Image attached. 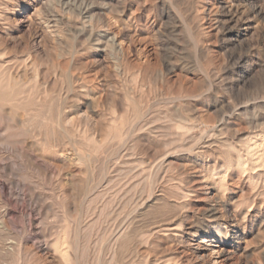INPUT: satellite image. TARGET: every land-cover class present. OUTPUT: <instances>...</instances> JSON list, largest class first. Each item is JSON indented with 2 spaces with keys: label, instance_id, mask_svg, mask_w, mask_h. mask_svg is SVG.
<instances>
[{
  "label": "rangeland",
  "instance_id": "obj_1",
  "mask_svg": "<svg viewBox=\"0 0 264 264\" xmlns=\"http://www.w3.org/2000/svg\"><path fill=\"white\" fill-rule=\"evenodd\" d=\"M262 152L264 0H0V264H264Z\"/></svg>",
  "mask_w": 264,
  "mask_h": 264
},
{
  "label": "bare ground",
  "instance_id": "obj_2",
  "mask_svg": "<svg viewBox=\"0 0 264 264\" xmlns=\"http://www.w3.org/2000/svg\"><path fill=\"white\" fill-rule=\"evenodd\" d=\"M3 53V52H2ZM28 58V57H27ZM13 59V58H12ZM9 63V62H8ZM13 64V63H12ZM56 77V76H55ZM8 80V79H7ZM27 82V81H26ZM24 85V84H23ZM29 86V85H28ZM22 88V87H21ZM39 88V87H38ZM25 91V90H24ZM43 92V91H42ZM42 92H41V94H42ZM24 93V92H23ZM28 93V92H27ZM42 96V95H41ZM27 97V96H26ZM39 97V96H38ZM42 98V97H41ZM57 98V97H56ZM58 99V98H57ZM18 101V100H17ZM29 111V110H28ZM19 121V120H18ZM21 121H24V120H21ZM20 125H22V123L20 124ZM19 125V126H20ZM17 126V125H16ZM21 128V127H20ZM16 131H17V129H16ZM16 131H15V135H16ZM23 131V130H22ZM21 131V132H22ZM25 131V130H24ZM11 135V134H10ZM14 134H13V136H15ZM25 135V134H24ZM14 138H16V137H14ZM20 139V138H19ZM12 140H13V138H12ZM17 140V139H16ZM19 142V141H18ZM255 144V143H254ZM257 146V145H256ZM253 147V146H252ZM255 147V146H254ZM26 149V148H25ZM257 149V148H256ZM251 150V149H250ZM255 150V149H254ZM262 150V149H261ZM251 153L252 152H254L255 153V151H253V150H251L250 151ZM261 152V151H260ZM253 153V154H254ZM259 153V152H258ZM256 154H257V152H256ZM254 156V155H253ZM241 157V156H240ZM254 163L255 164H262V163H264V152H262L257 158H255V160H254ZM240 165V164H239ZM258 165V166H259ZM255 169V168H254ZM222 176V175H221ZM220 176V177H221ZM217 178V177H216ZM172 232H173V230H172ZM163 233V232H162ZM159 234V233H158ZM116 235V234H115ZM118 237V236H117ZM115 244V243H114ZM123 260V259H122ZM130 264V263H129Z\"/></svg>",
  "mask_w": 264,
  "mask_h": 264
}]
</instances>
